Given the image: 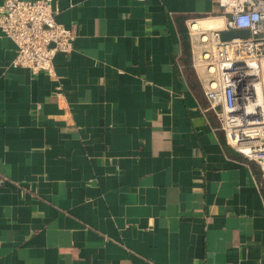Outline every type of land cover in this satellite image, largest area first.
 Returning a JSON list of instances; mask_svg holds the SVG:
<instances>
[{
    "label": "crops",
    "instance_id": "crops-1",
    "mask_svg": "<svg viewBox=\"0 0 264 264\" xmlns=\"http://www.w3.org/2000/svg\"><path fill=\"white\" fill-rule=\"evenodd\" d=\"M54 7L76 33L56 76L14 67L0 29V264H264L261 169L227 143L182 34L224 27L218 0Z\"/></svg>",
    "mask_w": 264,
    "mask_h": 264
},
{
    "label": "built area",
    "instance_id": "built-area-1",
    "mask_svg": "<svg viewBox=\"0 0 264 264\" xmlns=\"http://www.w3.org/2000/svg\"><path fill=\"white\" fill-rule=\"evenodd\" d=\"M54 1L4 0L0 5V29L17 46L14 67L56 76V54L71 55L76 33L56 20ZM218 7L226 14L225 26L198 33L194 63L227 143L256 162L264 179V0H218ZM239 29H248L250 36L222 38V31Z\"/></svg>",
    "mask_w": 264,
    "mask_h": 264
},
{
    "label": "bare ground",
    "instance_id": "bare-ground-1",
    "mask_svg": "<svg viewBox=\"0 0 264 264\" xmlns=\"http://www.w3.org/2000/svg\"><path fill=\"white\" fill-rule=\"evenodd\" d=\"M192 31L196 33H200L202 30H208L210 28H216L221 27L223 25L222 18L217 17H209V18H203L199 20H194L190 23ZM208 39L207 36H201L202 41H206Z\"/></svg>",
    "mask_w": 264,
    "mask_h": 264
},
{
    "label": "water",
    "instance_id": "water-1",
    "mask_svg": "<svg viewBox=\"0 0 264 264\" xmlns=\"http://www.w3.org/2000/svg\"><path fill=\"white\" fill-rule=\"evenodd\" d=\"M222 38L224 40H230L237 37L247 38L250 36V31L248 29H239V30H229L222 31Z\"/></svg>",
    "mask_w": 264,
    "mask_h": 264
},
{
    "label": "rangeland",
    "instance_id": "rangeland-1",
    "mask_svg": "<svg viewBox=\"0 0 264 264\" xmlns=\"http://www.w3.org/2000/svg\"><path fill=\"white\" fill-rule=\"evenodd\" d=\"M190 40H191L192 44H194L196 46V48L201 45V42H200V39H199V35L198 34L196 35V33H194L193 31L190 34Z\"/></svg>",
    "mask_w": 264,
    "mask_h": 264
},
{
    "label": "trees",
    "instance_id": "trees-1",
    "mask_svg": "<svg viewBox=\"0 0 264 264\" xmlns=\"http://www.w3.org/2000/svg\"><path fill=\"white\" fill-rule=\"evenodd\" d=\"M187 32H188L187 30L182 31V34H183V36L185 38L184 44H185L186 50L188 52L189 49H190V37H189ZM187 55H190V52H188Z\"/></svg>",
    "mask_w": 264,
    "mask_h": 264
}]
</instances>
